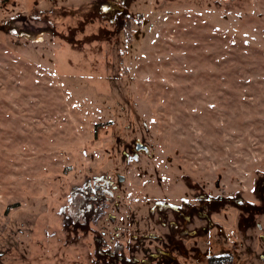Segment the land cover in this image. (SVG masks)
Listing matches in <instances>:
<instances>
[{
  "label": "rangeland",
  "instance_id": "obj_1",
  "mask_svg": "<svg viewBox=\"0 0 264 264\" xmlns=\"http://www.w3.org/2000/svg\"><path fill=\"white\" fill-rule=\"evenodd\" d=\"M136 139L151 156L127 151ZM263 167L264 0H0V264H124L114 226L131 201L156 218L218 174L252 198ZM101 177L122 223L112 204L85 210ZM212 217L216 251L233 226L234 262L264 264L241 208Z\"/></svg>",
  "mask_w": 264,
  "mask_h": 264
},
{
  "label": "flooded vegetation",
  "instance_id": "obj_2",
  "mask_svg": "<svg viewBox=\"0 0 264 264\" xmlns=\"http://www.w3.org/2000/svg\"><path fill=\"white\" fill-rule=\"evenodd\" d=\"M127 151L131 155H152L150 145L142 139L129 142ZM167 159H171V156H167ZM256 173L251 185L252 190L250 189L252 198L243 196L242 193L235 195L231 190H227L221 174H218L207 182V186L202 185L199 179L195 180L193 190L188 189L187 195L182 196L186 198L178 202L161 198L163 207L158 209L160 213L156 214V218L153 216L155 211L152 205L145 207V202L142 204L141 201H131V210L124 214L127 227L122 225V229L121 224L114 226V235L123 239L114 243V260L124 264H183L190 256L195 260V264H237L234 261L238 259L236 252L237 248L240 249L238 245L241 242L236 238L233 226L231 231L234 242L227 237V230L223 232L225 245L218 247L220 251L213 248L219 224L212 217V212H229L234 206L241 208L247 224L256 230L253 240L264 244V173ZM94 180L82 194L85 210L93 208L89 214H96L100 213V203L101 208L108 203L112 204L117 214L108 213V218L115 223L121 219L122 223L120 209L124 204L121 194L116 193L114 196L115 187L112 180L108 177ZM123 180L124 175L116 172V182L119 184ZM246 190L249 191L248 188ZM89 218L90 215L86 222ZM196 221L200 224L190 230L189 224ZM153 224L164 227L165 231L153 230ZM188 238L191 244L185 246L183 240Z\"/></svg>",
  "mask_w": 264,
  "mask_h": 264
},
{
  "label": "trees",
  "instance_id": "obj_3",
  "mask_svg": "<svg viewBox=\"0 0 264 264\" xmlns=\"http://www.w3.org/2000/svg\"><path fill=\"white\" fill-rule=\"evenodd\" d=\"M129 17H131L130 15H128L127 16V19L126 20H124V22L122 23V26H123V28H124V30L126 29V28H129V26H128V23H129ZM126 31V30H125ZM126 33V32H125ZM122 69V68H121ZM123 70V69H122ZM7 224H9V217H5L4 218V221H3V223H0V232H2L3 230H5V227L7 226Z\"/></svg>",
  "mask_w": 264,
  "mask_h": 264
},
{
  "label": "water",
  "instance_id": "obj_4",
  "mask_svg": "<svg viewBox=\"0 0 264 264\" xmlns=\"http://www.w3.org/2000/svg\"><path fill=\"white\" fill-rule=\"evenodd\" d=\"M257 16L258 17H263V14L262 13H258Z\"/></svg>",
  "mask_w": 264,
  "mask_h": 264
}]
</instances>
